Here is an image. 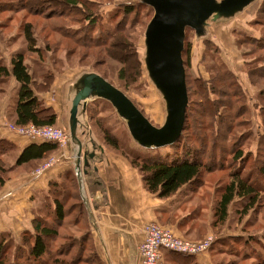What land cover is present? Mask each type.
Segmentation results:
<instances>
[{
	"label": "rangeland",
	"instance_id": "rangeland-1",
	"mask_svg": "<svg viewBox=\"0 0 264 264\" xmlns=\"http://www.w3.org/2000/svg\"><path fill=\"white\" fill-rule=\"evenodd\" d=\"M35 1L31 0L30 3ZM78 1L81 4L78 3L72 11L73 9L58 4L24 9V0H0V60L11 71L12 58L18 54L23 56L35 93L38 94L37 99L44 106L52 108L56 116L53 127H58L65 133L67 130L62 121L63 88L82 71L102 76L121 90L151 124L160 126L164 119V105L148 81L142 62L144 31L152 17V9L144 4L138 7V0ZM26 3L29 4V0ZM126 4H133L135 7L124 17L121 12ZM260 7H264V0H258L227 24L211 23L208 27V41H196L194 32L188 28L185 30L182 59L189 95L188 119L185 122L188 127L182 134L180 147L192 148L196 158L202 157L203 165L213 168V171L203 173L201 182L194 189H187V193L176 197L174 210L178 214L146 223H155L168 230L175 238L184 241L203 243L211 238L214 242L204 253H209L212 264H253L252 259H242L243 255H251L252 251L259 258H264V178L253 168L255 163L259 167L264 162V115L261 113L264 110V8L260 11ZM118 10L119 13L115 14ZM83 12L87 13L83 15ZM89 13L96 16L91 26L85 19ZM27 29L32 37V47L37 53L28 50L29 43L25 39ZM225 71H231L234 78L223 76ZM216 75L223 78L225 83H238L243 91L244 105L248 109L239 113L238 107L234 108L233 113H237L234 116L235 122L230 121L228 111L223 107L217 108L222 115L219 121L218 114L210 119L201 118V113L208 106L206 104L211 103H207L206 98L211 101L220 99L222 102L229 99L236 102L238 99L233 95L225 97V88H219L222 83L213 78ZM217 89L222 91L219 94L211 92ZM17 91V84L12 77L0 79V139H10L11 142L6 147L0 145V223L3 224L0 239L2 246H7L4 250L7 264L24 263L19 256L28 253L32 218L54 225L53 201L54 198L63 200V193L58 184H55V191L62 194L53 193L52 183L55 181L48 177L43 180V177L53 167L64 165L69 160V141L61 147L54 142L37 140L33 143L54 144L57 145V150L40 161L17 164L18 157L30 141L11 132ZM239 99L240 104L241 98ZM87 120L105 152L116 157L120 163L124 161L141 178L142 185V174L132 160L141 163L158 156H161V160L164 154L171 152V148L167 147L146 150L136 146L127 134L123 122L103 100H95L90 104ZM210 124L212 130L209 128ZM232 124L239 126L228 130L227 127ZM105 132L115 140L116 148L104 141ZM219 134L220 138L213 143L212 140ZM223 138H226L225 144L221 142ZM241 146L244 154L251 151L249 160L242 167V175L246 177L248 173L247 180L258 187L259 197L255 207L245 216L240 214L244 208L243 202L235 200L229 207L226 221L220 224L215 222L213 210L218 198L217 188L226 183L229 173L238 169L237 163L230 162L232 154L229 152L231 148L239 149ZM221 147L225 149L221 150ZM68 173L70 170L57 176L55 180ZM102 173L107 177L105 172ZM74 185L75 182L71 179L70 183L64 184V188L70 194L74 193L75 198L77 194ZM16 189L17 192L6 197ZM12 197L23 204L21 214V210L12 209ZM74 198L71 194L66 200H71V206H67V210L71 209V212L76 207L73 205L76 204ZM28 203L32 206L31 210L30 206L26 208ZM13 213L19 218V224L15 228L12 223V217L15 216ZM190 216L196 220L193 226L181 225L180 220L177 223V219L183 217V220H187ZM73 217L74 214L70 216V220ZM22 222L27 225H21ZM80 226L75 229L62 225L58 226L57 231L59 234H71L84 228L83 224ZM93 242L92 239L91 243ZM59 244L56 239L49 242L51 254L55 249L58 250ZM45 260L46 258L42 262Z\"/></svg>",
	"mask_w": 264,
	"mask_h": 264
},
{
	"label": "trees",
	"instance_id": "trees-1",
	"mask_svg": "<svg viewBox=\"0 0 264 264\" xmlns=\"http://www.w3.org/2000/svg\"><path fill=\"white\" fill-rule=\"evenodd\" d=\"M30 1L31 0H29V4H28L26 3L27 0H24V9L26 8L34 9V7L38 8V7L47 6L49 4L51 5L58 4V6H65L66 8L69 7L73 9L72 11H74V9H76V7L78 6V3L81 2L78 0H46L45 3L41 0H36L34 3H30ZM44 3L45 5H43ZM136 5H138L139 7V5L141 4L136 3ZM133 7H135L133 4L124 5V9L121 12V14H123V16L126 17L128 14H130V11L132 10ZM263 8H261L260 11H262ZM119 10L115 14L119 13ZM87 12H83V15H85ZM79 13L81 15V12ZM95 18L96 16H94L93 13H89L87 17L85 16V19L86 21H88L89 26H91L94 23ZM26 28H28V26H26ZM25 39L27 43H29L28 50L30 52L37 53V51L32 47L31 44L32 37L29 34L28 29L25 32ZM10 65H11V71H9L5 66V63H3L2 60H0V79L1 78L7 79L9 77H12L15 80L18 87L17 95L15 98L14 115L12 119L13 124L16 126H26L31 124L35 127L54 126L56 119L55 113L53 112L51 107L44 106L43 103L37 99L36 96L38 94L35 93L36 89H34L33 87L32 78L27 69L23 56L20 54L16 55L10 61ZM222 74L227 78H232V79L234 78L233 73L231 71H225ZM185 77H186V73H185ZM213 78L217 79L219 82L222 83L219 84V88L220 89L225 88V94H224L225 97L228 98V97H232L233 95L234 97H238V99L236 102L231 99H229L227 102H222L219 101L220 99H216V101L214 100L211 101L210 98H206V102L207 103L211 102V103L206 104L208 106L207 108H205V112L201 113V118L210 119L216 114H218V121H219L222 115L218 113L217 108L223 107L227 109L229 114L228 118L230 119V121L235 122L234 116L237 113H233L234 108L238 107L237 110L239 113L242 111H246L248 109V108L246 109V106L244 105L245 96L243 94V91L241 87L237 85L238 83L236 85L232 83H225L223 78H221L219 75H216ZM235 86L236 88H234ZM220 89L212 90L211 92L213 94H219L222 91V90L220 91ZM239 98H241L240 104H239V100H240ZM188 99H189V95H188ZM220 103L221 105H219ZM89 106L87 108V112L89 110ZM187 109L185 112L183 130L180 137L178 138L177 141H175V143H173L170 146H167V148H171L170 153L164 154L163 159L161 160H160L161 156H158V158L156 157L155 159H148V161L141 163H136L135 159L132 160L133 165H135L142 174L143 185L146 191L160 199L169 198L181 189L184 190L194 189L198 185V183L201 182V176L203 173L208 174L213 171L212 170L213 168H210L207 165H203L201 161L202 157H200L199 159L196 158L195 152L192 148H188L187 146H182V148L180 147V145H182L180 144L182 134L183 132L186 131L188 127V126L186 127L185 124L186 120L188 119ZM263 111H261L262 115H264ZM238 126L239 125L237 124H232L231 126H228L227 129L231 130L234 127L238 128ZM209 128L210 130H212L211 124L209 125ZM220 135L221 134L214 137L215 140L213 139L212 142L214 143L216 139L220 138ZM103 139L112 148H116L115 140L112 137H110L106 132L103 136ZM225 141L226 138H223V140H221L223 144H225ZM217 142L219 141L217 140ZM0 145H2L1 147H6L7 145L8 146L11 145V142L2 138L0 139ZM220 149L224 150L225 148L221 147ZM56 150H57V145L54 144L30 142V144L27 145V147L18 157L17 164L23 165L35 161H40L41 159H44L46 156L50 155ZM250 152L251 151H249V153ZM229 153L232 154L230 158V162L234 164L237 163L239 167L237 170H234L231 173H229L225 184L219 185L217 188L218 198L216 200L213 210H214V216L216 217L215 222L220 224L226 221L228 217L229 207L232 205V203L235 200H240L243 202L244 208H242L240 214L245 216L255 207L259 197V192L257 190L258 187L255 186L252 182L247 180L248 173L247 176L245 177V175H242L241 172L244 163L249 160L248 157L250 154L249 153L244 154L245 152L242 149V146L239 149H237V147L231 148ZM253 168L254 171H256L259 176L264 178V162L262 166L259 165V167L255 163ZM71 179L73 180V182H75L74 187L76 186V190L74 191L75 194H77V197L74 198V193H71L72 197L76 201V204L75 203L73 204L76 206L72 210L73 212H71V209L67 210V208L71 206L70 205L71 200L69 201L66 200L71 197V194L69 191L66 190V188H64V184L66 182L70 183ZM54 181H55L54 183L51 182L52 185L54 186L53 193H55L56 195H60L63 193V200H58L54 198L53 201L54 212H53L52 220L54 222V225L50 226L49 224L44 223L40 219H36V218L32 219L31 229L33 232L29 230L31 234L30 236L31 238L29 240L30 247L28 253L20 254L19 258L23 260L24 262L23 264H79L80 262H83L84 264H91L92 260L96 257V255L94 253L93 245L91 243L92 239L90 233L88 232V226H89L87 222L88 217L79 196L76 177L73 171L71 170L70 173L65 174L62 177H59ZM51 183H49L50 184L49 192L51 189ZM55 184L61 185L60 189L62 190L61 191L62 193L59 191L58 192L55 191L56 189ZM69 213L71 215L74 214V217L71 220H70L71 215L69 216ZM66 224L68 225V227L75 229L77 228V226H80V224H83L84 228L82 230L80 229V231L76 230L77 232H73L71 234H66V233L59 234V232L57 231L58 226H62V225L67 226ZM52 226H56V228H52ZM54 239L59 241L60 244L58 246V250L55 249L53 254H51V248L48 246V244L51 240ZM5 248H7V246L3 247L2 240L0 239V264H7V259L4 254L5 252L4 250H6ZM59 248L63 250L60 251ZM167 252L168 254H171V257L174 258L182 257V256L189 257L187 255H181L174 252H169V251ZM45 258L46 260L42 262V260ZM246 258L254 260L253 264H264V258H259V255L255 254L253 251L251 255L249 253L243 255L242 259L246 260ZM162 259L165 264L163 256Z\"/></svg>",
	"mask_w": 264,
	"mask_h": 264
},
{
	"label": "water",
	"instance_id": "water-1",
	"mask_svg": "<svg viewBox=\"0 0 264 264\" xmlns=\"http://www.w3.org/2000/svg\"><path fill=\"white\" fill-rule=\"evenodd\" d=\"M138 1L153 11L144 31L142 62L148 81L163 102V123L158 127L151 124L121 90L97 73L82 71L64 86V122L69 139L70 164L80 199L93 228L96 221L91 205H100L102 201L97 197L94 203H90L86 189L95 188L99 193H105L96 164L107 167L108 160L105 150L89 127V104L95 100L107 102L136 146L155 150L172 145L182 133L188 107L182 59L185 30L191 29L196 41H205L211 23L227 24L258 0Z\"/></svg>",
	"mask_w": 264,
	"mask_h": 264
},
{
	"label": "crops",
	"instance_id": "crops-1",
	"mask_svg": "<svg viewBox=\"0 0 264 264\" xmlns=\"http://www.w3.org/2000/svg\"><path fill=\"white\" fill-rule=\"evenodd\" d=\"M62 121L64 122V114ZM29 144L30 141L29 143L27 142V145ZM105 154L107 156L108 166L96 164L98 176L106 189L105 193H99L95 188L86 189L90 203H94L97 197L102 201L100 205L93 204L95 207L91 205L96 227L93 228L87 219L89 224L88 232L94 241L92 245H94V253L96 255L91 264H141V255L138 247L143 240L144 225L151 221H159V219L167 215L174 217L175 214H178L176 212L177 210H174V202L176 197L187 193V191L181 189L169 198H157L144 189L141 178L129 169L124 161L120 163L116 157H112L108 152H105ZM70 159L69 147L68 162L47 171L43 180H46V177L55 180L57 176L69 170L71 171ZM102 172H105L107 177ZM13 192H17V189L12 190L9 193L10 195L5 194L6 197L13 195L11 194ZM12 201V205L14 206L12 209H23V204L15 201V197H12ZM28 204H26V208L30 206L31 210L32 206ZM22 212L21 210L19 214ZM13 214L15 216L12 217V223L15 228L19 224L17 223L19 218L16 213ZM194 218L190 216L187 220H183V217H181L177 219L178 221L176 219L175 221L179 223L180 220L179 224L181 225L193 226L196 221ZM8 223L10 225L9 220ZM21 225L25 226L27 223L22 222ZM2 227L3 224L0 223V231ZM162 256L165 264H212L209 253L207 252L196 256L174 258L167 251H164Z\"/></svg>",
	"mask_w": 264,
	"mask_h": 264
},
{
	"label": "built area",
	"instance_id": "built-area-1",
	"mask_svg": "<svg viewBox=\"0 0 264 264\" xmlns=\"http://www.w3.org/2000/svg\"><path fill=\"white\" fill-rule=\"evenodd\" d=\"M10 128L12 129V134L25 137L31 142L37 140L54 142L58 146L64 147L69 141L68 134L58 127H35L30 124L26 126L14 125ZM143 233L144 239L139 247L141 264H164L162 259L164 251L196 256L207 251L214 242L211 238H208L203 243L180 240L155 223L146 224Z\"/></svg>",
	"mask_w": 264,
	"mask_h": 264
}]
</instances>
